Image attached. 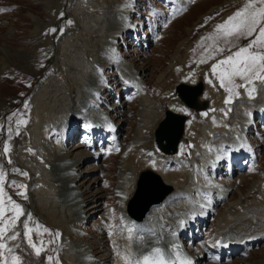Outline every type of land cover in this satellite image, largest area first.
<instances>
[{"label": "rangeland", "instance_id": "1", "mask_svg": "<svg viewBox=\"0 0 264 264\" xmlns=\"http://www.w3.org/2000/svg\"><path fill=\"white\" fill-rule=\"evenodd\" d=\"M106 1L110 2L111 0H84V1L83 0H0V3L4 5L2 8H0L3 9V11H0V69L1 68L8 69L9 67H13L16 70L27 72V74L30 75L29 78L32 80V87L28 94L29 101L26 104L27 106L25 105L26 108L30 103L32 104V109H30L29 111L31 115L27 125L22 129L19 128L21 124H19V126L13 125L14 122L16 123L20 117L18 118L17 116H13L12 114L15 112L17 113L20 112V110L18 109H20L21 106V103L17 104L15 102L17 100V98L13 95L15 89H13L14 87H11L10 85L11 83H7V79L5 77L2 78V82L0 84V118H5L8 123L6 128H4V126H2L1 128V130L5 131V133L2 131L0 134V171H3L5 173V176L7 177V182L5 183L3 188L6 187V191L10 192L11 190H13V187L15 186L16 182L20 181L18 178L14 177L13 174H19L21 175L20 177L23 178L25 177V175H23L24 171L29 172L28 182H27V195H28L27 199L26 201L23 200L15 201L17 204L21 206L24 214L19 217V219L16 221L14 226H10L8 228L7 235H11L15 232L18 234L20 232L23 235L25 231L23 225L25 222H27L29 228L32 229L31 237L33 239V242L35 241V243H38L39 246L43 244V248H44V252H42L41 256L37 257L32 251L33 249H31L28 246L27 240L24 239L23 237L21 238L20 236H18V238L15 241L5 240L6 242L4 243H6L8 247H12L15 254L22 256L24 260V264H29L26 260V253L24 252L26 249H28V252L31 253L33 257L42 260L44 264H49V262L47 261V256H53L52 264H56L57 261L59 263L60 258L62 257L66 258L65 259L66 262L68 260V254L69 257L72 256L71 254L72 252L68 253L65 251L66 249L62 248L65 241L63 232L61 233L63 238L61 237L60 241L58 240V237L54 236L55 232H59L57 228L60 227L49 226L47 224L48 220H44L43 218H41L39 215V211H42L41 213L43 212L46 213L48 211L52 212L54 210L55 213L60 214V217L62 219H65L66 216L64 214L67 212V208L70 209V210L68 209L67 212V213L70 212V215H72L71 212L76 214L78 210L75 209V205L72 204L70 200L67 201L65 199H61V197L56 200L57 196H55V199L52 197L53 192L58 188L57 185H54L55 184L54 181L57 180V175H55L54 177V175L50 174V179H46V175L42 173L44 172L48 174L49 172L52 171L44 161L39 160V158L44 159L50 153L45 154L43 152V155L42 153H39L41 149H38V147L40 146L38 147L35 146V142L38 144L39 143L45 144V147L43 145L44 150L46 148V145L52 146L51 143L52 140L51 138H49L51 136H49L47 133L48 129L46 128L43 130V132L41 131V133L43 134V138L40 139L39 141H35V140L41 134L40 131L34 130L35 126H33L31 131L29 129L32 127L33 119H35L36 115L41 113V111L47 106L49 107V113H51L49 115H52L55 120L59 121V122L57 121L56 124H58V126H62V128L64 127L66 128L68 125V118L66 116V113L68 112L66 111H68L72 106V103H70V101L73 99L80 100L81 96L87 95V92H89L88 88L92 87V90L96 88L97 80H94V78L97 72L96 69L92 66L93 61H95L94 57L97 58V56H95V53L96 52L99 53L98 49L101 46L103 47V50H105L104 51L105 53L109 50V48L106 46L109 45L108 43L111 41L112 31L114 29V25L116 24L115 18L109 12H107L108 10L104 11V9H99L101 6L104 7V6H109L111 4V3L110 4L106 3ZM223 3L224 0L200 1V4L193 7V9L191 10V12L193 11L192 13H190L188 16L186 15V17L179 20L180 22L176 23L174 27L168 29L167 32H169V34L167 33L166 35L165 33L163 34V37H165L163 42L159 41L157 44H155L152 47L151 51L146 56L140 57L136 55L135 58L138 61L136 62L135 65L137 68H140L143 71L142 74L145 77L144 79L149 81L153 91L155 92V95L158 96L157 98L158 102L161 101L162 103L163 99L175 100L176 96L174 93V86L180 81H184L187 83L188 82L195 83L198 80V74L200 69V67L198 66H202V65L209 66L208 60L204 62H201L204 59L200 60L202 54L201 49L198 50L195 58L194 56H191V61L188 60V64H189L188 66L189 67L193 66L191 69L192 71H190L189 68L187 71L184 66H181L182 62L180 60L174 61L173 54L177 51L178 44L181 41L187 40L192 35V34L189 35L190 31L188 30V28H186L185 25L189 24L190 26H192L193 25L192 21L199 18V16L204 12H206L208 9H210L211 6L213 5L220 6ZM75 12L79 14L76 13L75 15ZM100 13H102V15H98ZM100 17L106 18V22L104 23V25L101 23V21H99ZM71 20H73L72 24L69 23V21ZM209 27L210 25L208 26V28ZM53 28H55L56 31L55 32L51 31L52 36L48 37L47 31ZM63 28H65V31L62 35H60L59 33L62 32ZM187 50L188 48H186L185 46L181 50V53L186 54ZM90 54L91 57L93 58V60L91 61L87 60V58L85 57V56L87 57L90 56ZM176 54L179 53L176 52ZM78 57H80L81 61H77ZM41 61H44L43 64H41ZM172 62L176 63L175 64L176 71L175 73H173V70L171 69L168 73L169 81L167 84L169 87L162 86L164 85L162 84L163 81L160 82L157 80L158 75L165 68H167V66L170 65ZM58 66H62V70L60 68L61 72L59 74L56 75L52 74L51 76L47 77L48 75L47 73L51 71V68L52 70H55ZM194 66L195 69H193ZM82 68L88 71V73L87 71H82V73L88 74L84 76L85 79L79 73V71L81 72ZM167 71L168 69L166 70V72ZM186 72H188V74L191 75L187 78H184L183 74ZM89 75L90 76L92 75L93 78L91 79ZM159 79H162V77H159ZM81 80L83 81L81 82ZM76 83L77 84L79 83L81 85L83 84L82 85L83 87H81L79 84L77 85ZM227 83L228 81L227 79H225V84L227 85ZM73 89L75 90V94L71 96V98H69L70 96L68 97V95L71 94L70 91ZM76 91H78L79 94ZM205 97H208L207 94L205 95ZM147 103H149L147 102V100L146 101L142 100V96H139L138 99H136L135 97V100L129 103L122 102L123 107L121 108V110H119V112L122 113L123 116H121L122 119H120L119 122H122L120 126L121 128L120 133L124 143L123 148H125L127 144L130 143L136 137H138V139L141 140L142 143L145 142L147 143L149 141L150 142L152 141L154 143V138L153 140L152 138L146 139L148 138V134L150 132L145 131V129L148 130V128H146L144 125L145 121L143 120L145 119V117L143 116L144 114L142 113V111H144V109L142 108H143V104H147ZM168 103L169 102H167L166 105H168ZM38 104L39 106H37ZM113 104L118 105L119 103L116 101ZM154 104L156 105V107H158V109L156 110L153 107V109L156 110V113L152 112L148 116V119H150L149 121H151V124L159 122L163 115L162 109L159 110L160 107L159 103H154ZM162 105L165 104L162 103ZM153 109H151V111ZM173 110L177 112H183L180 108L177 107H173ZM70 113H71L69 115L70 118L71 117L74 118L79 114L73 111H71ZM189 114L191 117H193L191 113ZM220 120L225 121L224 119H220ZM3 123L4 121L0 119V125H3ZM141 124L143 125L141 126ZM206 124L207 123L202 122V120H199L196 121V125L199 126L195 127V123L192 122L189 131H191L192 129L195 130L196 131L194 132L195 136L198 133L207 134V132L204 133L205 131L204 126H206ZM146 125H148V121ZM36 126L39 127V125ZM220 127L221 125H218L217 128ZM195 128L198 129L196 130ZM9 129H11V131H9ZM18 129H20L21 131H19ZM32 131H34L35 133V138L33 137ZM139 132H142L143 134ZM153 137H154V133H153ZM186 139L187 138H184L183 140L184 143ZM136 144H137L135 145L136 155L133 156L131 159L129 157L128 162L129 163L131 162L132 165H134L135 163L136 168L137 167L139 168L141 164L143 167L139 168L140 170H143L145 168L146 169L153 168L152 164L154 162L145 160V156L142 155L143 154L142 151L145 150L147 152L153 150L157 155L155 145H154V149H151L149 147L150 144L146 146H140L138 142H136ZM5 145H8L9 148L7 152H4ZM26 145H28V147L31 146V148L29 147V149L31 150L29 153L27 151L22 150L23 148L25 149ZM73 148H78V147L74 146ZM32 149L34 150L38 149V150L37 152L35 151L33 154ZM48 150L49 148L47 149V151ZM138 151H141L142 153L139 155V158H138L139 153L137 154ZM26 153H28L29 156L26 155ZM36 153H39L37 154L39 161L38 160L37 161L41 164H44V166L48 167L49 169L46 170L42 165L37 164L35 158L30 156V155L35 156ZM151 154L154 153L151 152ZM27 156L31 159H29ZM52 156L53 155H51L50 158H52ZM66 156L70 157V159L73 160L72 159L73 157L79 158L80 156H84V155H83V150L78 148L76 153L74 154L72 153L71 155L69 154ZM78 160L79 159H77V161ZM121 160H122V156L119 158V154L118 155L114 154L112 156H109L107 160L103 159L104 161L103 165H99V166L100 167L104 166V168L101 169V172L102 174L106 173L105 176H102L100 172L94 171L96 170V168H98V165L92 164L84 167L82 173L91 172V174L87 178L88 180L86 179L85 182L80 181L79 183V184L81 183L85 184L89 181L86 184L87 185L86 187H91L90 188L91 197L95 193L96 195H94L92 199L89 200L90 202L88 204L94 205L95 203L96 205L97 202L95 201V199L98 197L97 199L99 203H101V208L104 209L100 213H98L101 215H99V217L97 218V222L98 221L104 222L106 218H108L110 219L111 222L110 226L118 225L119 218H121L122 220V216L120 217V212H119L121 211V209L119 210L121 206L120 203L118 204L117 197L115 195V190L119 177L118 175L121 168V166L119 165ZM142 160H145L146 163ZM79 163L81 162L79 161ZM57 164H56L57 170L61 171V168H63L64 170L66 169L65 165L62 164L61 162H58ZM93 165L94 167L95 166L97 167L93 168ZM60 166L63 167L60 168ZM35 167L39 169H36ZM34 168L36 169L38 174L34 173L33 171ZM130 168L131 170L138 171L136 168L135 169H133L132 167ZM172 170L174 171L178 169L174 168ZM105 171H107L108 173ZM262 171H264V168ZM106 175L108 176L107 178ZM102 177L103 180L105 181L101 179ZM255 180L256 182L261 181L263 183L264 172L251 173L248 174V176L245 179H243L244 182L247 181L245 184L247 188H249V186L253 182H255ZM99 191L100 192L104 191V192L99 194ZM55 192L57 195L58 189ZM245 192L246 191H244V193ZM242 195L243 194L239 190L234 193L236 199L241 198ZM261 197L264 201L262 195ZM34 199L37 201L38 204L33 206ZM54 200L58 202L56 201L53 202ZM71 205H72V209L74 206L73 211L71 210L70 207ZM125 205L124 208L126 209ZM10 207L11 205H9V208ZM99 209L96 208V210ZM43 210H45L46 212ZM111 211H113V214L111 213ZM29 214L31 215V219H28L26 221V217L27 216L29 217ZM12 215H13L12 212L9 210V212L5 215V219L10 218ZM115 218L117 220H115ZM104 223L106 224V222ZM37 225H40L42 227L38 229ZM106 226L108 227L107 224ZM73 227H77V226L74 225ZM43 228H47L49 231L44 233ZM215 229H216L215 225L214 227L212 225V230L210 231V233L213 234ZM78 234L81 233H77V236H79ZM88 234L91 235L93 233L91 230L90 231L88 230ZM84 235H87V232ZM100 237L103 236L101 235ZM66 240H67L66 242L71 246L79 245L81 249L78 252L80 253L89 252V247H84L83 244L79 242L78 238L77 239L70 238ZM95 241L96 242L99 241V238L95 239ZM85 242L89 243L90 245L93 244L94 240H92V236H91L85 238ZM106 245L109 246L108 243H106L104 249L106 248ZM107 250L108 249L104 250V254L102 253L103 256L109 258L110 257L109 255H113L111 257H113V259L117 261L118 260L116 259L117 253H114L116 252V250L115 249H110V251ZM2 251H4L5 255L7 256V251L6 250H2ZM63 251H65L66 253ZM108 253L110 254L108 255ZM66 254L67 257H65ZM94 260L98 261V258H94ZM116 261H114V264H116ZM207 263H209V261H207ZM259 263H264V245L258 250L246 254L244 257L233 259L224 264H259ZM100 264H107L105 258L102 259Z\"/></svg>", "mask_w": 264, "mask_h": 264}, {"label": "bare ground", "instance_id": "2", "mask_svg": "<svg viewBox=\"0 0 264 264\" xmlns=\"http://www.w3.org/2000/svg\"><path fill=\"white\" fill-rule=\"evenodd\" d=\"M84 1V0H83ZM100 11V10H99ZM81 12V11H80ZM89 12V11H88ZM76 13L77 12H75V15H76ZM77 14H79V13H77ZM81 14V13H80ZM96 14V13H95ZM80 18H82V17H80ZM110 27V26H109ZM108 30V29H107ZM178 53H179V50L177 51ZM180 54V53H179ZM179 54H175V56L176 57H174V58H179ZM4 66V65H3ZM2 70V68L0 69V71ZM167 70V69H166ZM169 70V69H168ZM82 72V71H81ZM1 74V73H0ZM86 75H88L87 73H86ZM167 72L165 71L164 73H162V74H160V76L159 77H162V79H159V80H163V81H167ZM90 76V75H89ZM89 76H88V78H89ZM90 78H92V75L90 76ZM83 80H81V82H82ZM68 82V81H67ZM70 83V82H69ZM69 83H67V84H69ZM84 83V82H83ZM66 84V85H67ZM162 84H163V82H162ZM167 84V83H166ZM78 85V84H77ZM83 85V84H82ZM162 86H164V85H162ZM168 86V85H167ZM81 87H83V86H81ZM169 87V86H168ZM208 87H210V86H208ZM79 88H80V86H79ZM86 88V87H85ZM41 89V88H40ZM80 90V89H79ZM85 90V89H84ZM212 90V91H211ZM87 91V90H86ZM209 91L211 92V95H212V98L215 100V106H217L219 103H217L218 102V96H217V94H215V92L213 91V89H210L209 88ZM71 92V95H74V90H71L70 91ZM73 92V93H72ZM76 92H78V91H76ZM51 94V93H50ZM78 94H79V92H78ZM60 96V95H59ZM58 97V96H57ZM75 97V96H74ZM146 98V97H145ZM156 99H157V97H156ZM160 100V99H159ZM202 100H204V99H202ZM157 101V100H156ZM165 101H166V99H163V101H162V103H164L165 104ZM219 101H220V99H219ZM147 102H148V100H147ZM37 103H40V102H37ZM46 103V102H45ZM70 103H73L72 104V106L70 107V111H73V112H76V113H79L78 115H80L82 112H83V108H81V105H80V103H78V102H74V101H70ZM83 103L84 102H82V107H83ZM178 103L179 104H181L179 101H178ZM63 104V103H62ZM74 104H75V109H74ZM148 104V103H147ZM220 105V104H219ZM37 106H39V104L37 105ZM181 106H183V108L185 109V110H187L189 113H191L192 115H193V117L195 118L196 117V119H201L202 118V115L201 114H199V113H197L196 111H194V110H192V109H190V108H188V107H186L185 105H181ZM69 108V107H68ZM38 109V108H37ZM151 109H153V106H151ZM154 109H158V107H154ZM68 110V109H67ZM148 110V109H147ZM65 112V111H64ZM66 112H68V111H66ZM36 113V112H35ZM76 113H75V115H76ZM145 113H147L146 111H145ZM150 113H152V112H150ZM150 113H148L147 115H146V121H148V125H146L145 127L146 128H148V130H149V134H148V137H149V139L150 138H152V140H153V130L155 129V127L157 126V123H159V122H157V123H153V124H151V121H149L150 119H148V116L150 115ZM154 113H156V112H154ZM158 113H159V111H158ZM162 113H163V111H162ZM49 114H51V113H49V107L47 106V107H45L42 111H41V113H39V114H37L36 115V117H35V121L38 123V125H39V127L41 126V127H43V128H49V126H54L55 125V122L57 121V120H55L54 119V117L52 116V115H49ZM64 114V113H63ZM71 113H68V115H70ZM77 115V116H78ZM163 116V115H162ZM76 117V116H75ZM74 117V118H75ZM72 118V117H71ZM162 118V117H161ZM192 118V117H191ZM94 118H92V117H89L88 119H87V125H90L92 122H94V123H97V121L96 120H93ZM49 120H51V121H49ZM145 120V119H144ZM52 122V123H51ZM36 124V123H35ZM58 125V124H57ZM196 126H199V125H196L195 124V127ZM200 128H201V126H200ZM145 129V128H144ZM196 129V128H195ZM198 129V128H197ZM140 130V129H139ZM193 130V129H192ZM200 130V129H199ZM198 130V131H199ZM197 131V132H198ZM51 133H52V130H51ZM142 133V132H141ZM32 134H33V137L35 138V133H34V131H32ZM32 137V138H33ZM184 138H187L186 140H185V144H186V146L188 147L189 145H190V141H188V135H186ZM184 140V139H183ZM33 141V140H32ZM136 142H137V138H135L134 140H133V142H131L127 147H128V149L130 150L131 148H134L135 147V145H137L136 144ZM150 142V141H149ZM149 142H147V143H145V145H141V146H146V145H149V147L151 148V149H154V143L151 141L150 143ZM184 143V142H183ZM205 141L204 140H202V139H198V144L199 145H201V146H204L205 145ZM138 144H140V143H138ZM74 146H72V147H70V149H69V151L67 152V154L66 155H71L72 153L74 154V153H76L77 152V149L79 148L78 146H76V147H78V148H73ZM31 148V147H30ZM40 147H38V149H39ZM47 149H48V147H46L45 148V150L44 151H42V150H40L39 151V153H42V155H43V152L46 154V153H50V154H48L47 156L49 157V159H46V158H42V159H40L39 158V160L40 161H44L45 163H46V165L48 166V167H50V169L52 170L51 172H49L48 173V176H49V178L48 179H50V174H52V175H54V177H55V175H57V180L56 181H54L55 182V184L54 185H57L58 186V194L56 195V190L53 192V195H52V197L55 199V196H57L56 197V200L57 199H59L60 197H61V199H65V200H70V199H72L74 196H73V192L75 191V188L72 186V184H73V182H67V178L68 177H70V175H68L67 173H68V171H72V172H76V170H79L80 168H82V166H85V165H83L84 164V162H81V163H79V161H81V159H79L78 161H77V159L75 158V159H73V160H71L70 159V157H67L66 155H63L62 153L61 154H59V155H56V156H54L53 158H50V156L52 155L51 154V152H52V149L51 148H49V150L47 151ZM127 149V148H126ZM134 149H136V147L134 148ZM156 149V148H155ZM34 150V149H33ZM32 150V151H33ZM67 150V149H66ZM82 150V149H81ZM24 151H27L28 153L30 152L29 151V147H25V149H24ZM35 151H37V150H35ZM142 151V150H141ZM141 151H138L137 152V154L138 153H141ZM143 151H145V150H143ZM153 151V150H152ZM157 151V150H156ZM147 152H150V151H147ZM27 153V154H28ZM127 153H129V152H127ZM160 152L159 151H157V155H156V158H158V159H156L155 158V161H156V164H157V166H158V168H159V171H157L159 174H161L162 175V177H163V179H164V181L167 183V184H169V185H172V186H174L177 190L175 191V193L174 194H171L167 199H166V201L164 202V203H162L161 205H159L158 207H154L152 210H151V212L149 213V215L146 217V219L145 220H143V223H146L147 224V227L148 228H152L155 232H154V235H140L139 234V231L137 230V227H136V225L134 224V220L131 218V217H129L128 216V214H127V210L124 208V205H125V203L127 202L128 203V201H129V199H130V197L132 196V194H133V192H134V190H135V187H136V181H137V177H138V173H139V171H141L139 168H141V167H143L141 164H140V166H139V168L137 167L136 168V166H135V163H134V165H132V163L130 162H128V158H126V161L125 162H123L122 164H121V169H120V175H119V179H118V185H117V188H116V190H117V194H118V203H120V206H121V216H122V220H121V222H122V224H123V226H122V230H120V231H116L115 232V235H111L110 236V239L111 240H113V246H115L116 247V252H114V250H113V252L114 253H117V255L116 254H114V255H116L118 258H120V256L119 255H121V247H120V245H123L124 246V249H126L127 250V253H126V260L125 261H121V260H119V262L117 263V264H129V259L131 258V257H133V258H139V256L140 255H142V253H144L147 249L144 247V248H140V246H137V247H134L133 245H132V242L131 241H124V239L125 238H127V237H129V236H131L130 234L132 233L134 236H136V237H138L137 236V234H139L140 236H141V239L143 240V239H145V238H147V240H153V241H158V240H163V239H165V236H168V232H169V229L167 228V227H169L170 226V223L169 224H166V222L169 220L168 219V215L166 216V214L167 213H171L172 212V210L169 208V207H167L166 205H168V203L172 200V198L174 197V196H177V200H179V199H181L182 198V196H184V197H189L193 192H191V190H188V188H187V184H188V181H187V183H186V185L183 187V186H181V184H176V182H178L181 178H184V179H188V177L187 176H185L184 174H178V173H170V174H168V173H166V166L170 163V162H172L173 161V163L176 161V159H175V155H164V154H159ZM34 154V153H33ZM38 153H36V155H37ZM156 154V153H155ZM136 155V152H135V154H134V156ZM30 156H32V155H30ZM37 157V156H36ZM41 157V156H40ZM44 157V156H43ZM133 157V156H132ZM132 157H130V159L132 158ZM152 158V157H151ZM36 159V161L38 160V157L37 158H35ZM46 159V160H45ZM64 159H65V161H64ZM129 159V160H130ZM137 159V158H136ZM135 159V160H136ZM38 160V161H39ZM48 160V161H47ZM47 161V162H46ZM143 161V160H142ZM202 160H200V161H198L197 160V162L195 161V169H197V167L198 166H200V167H206L207 165H202V162H201ZM58 162H61L62 164H64L65 165V170L63 169V168H61V171L60 170H57L56 169V164L58 163ZM205 162V161H204ZM43 163V162H42ZM129 163V164H128ZM146 163V162H145ZM144 163V164H145ZM143 164V163H142ZM44 165V164H43ZM58 165V164H57ZM193 164H191V166H192ZM94 166V165H93ZM157 166H156V168H157ZM48 167H45V168H47V169H49ZM130 167H132L133 169H137L138 171H134V170H131V168ZM200 167H198L199 169H200ZM36 168V167H35ZM78 168V169H77ZM94 168H96V166L94 167ZM36 169H39V168H36ZM92 169V168H91ZM162 169H163V171H162ZM32 170V169H31ZM94 170V169H93ZM87 171V170H86ZM48 172V171H47ZM43 174H45V175H47L46 173H44V172H42ZM51 175V176H52ZM103 176H105V174H103ZM101 177V176H100ZM131 177H132V179H131ZM106 178H107V176H106ZM129 178V179H128ZM38 179V178H37ZM54 179V178H53ZM52 179V180H53ZM56 179V178H55ZM87 179V176H83L80 180H76L75 182V184L76 185H78L77 186V188L76 189H79V190H81V189H83V186H84V184H79L80 183V181L82 182H85V180ZM102 180H103V177L101 178ZM176 181V182H175ZM89 182V181H88ZM87 182V183H88ZM87 183H85V184H87ZM147 184V183H146ZM53 185V186H54ZM148 185V184H147ZM94 186H97V185H94ZM38 187V186H37ZM93 187V186H92ZM199 190L200 191H203L204 189L203 188H199ZM104 191H102V192H100L99 191V194L100 193H103ZM156 193V192H155ZM195 193V192H194ZM193 193V194H194ZM91 196V190L90 189H88V190H86V191H83L82 190V192H81V195L77 198V199H79V198H82V200H80V201H78V202H74L75 200H70L71 202H72V204H74L75 205V209L76 210H78L77 212H76V214H74L73 212H71L72 213V215H70V212L69 213H67L68 212V209L69 208H67V212L64 214L65 216H66V218L65 219H62L61 217H60V214L58 213H55V211L53 210L52 212H46L45 210H43V211H45L46 213H41L42 211H39V215H40V217L41 218H43L44 220H48V225L49 226H55V227H60L62 230H64V232H65V234H68V235H66L67 237H70V236H72V232H73V230H72V228H74L73 226L74 225H77L78 223H80V222H84L86 219H87V216H88V214H86L87 212H88V210L89 209H92V212H91V214L92 213H95L94 214V216H99L100 214H98V213H100L102 210H103V208H101V204L100 205H97V203H96V205H95V203H94V205L96 206H94V205H89L88 203L90 202L89 200H90V198H89V196ZM98 198V197H97ZM157 199V196H155L154 195V192L152 191H147L146 189H144V191H143V193H142V195L137 199V201L134 203V205H133V210L135 211V212H138L139 211V209H141L143 206H145L148 202H154V200H156ZM56 200H54L53 202H55ZM56 202H58V201H56ZM65 202V201H64ZM127 203H126V205H125V207L127 206ZM36 204H38L37 203V201L34 199V202H33V206L34 205H36ZM58 204V203H57ZM56 204V205H57ZM69 204V203H68ZM103 204V203H102ZM163 205H165V206H163ZM87 206V207H86ZM41 207V206H40ZM64 207V206H63ZM62 207V208H63ZM71 207V210L73 211L74 210V206H73V209H72V205L70 206ZM84 209H83V208ZM164 207V210L162 211V208ZM42 208V207H41ZM59 208V207H58ZM61 208V209H62ZM65 208V207H64ZM94 208V209H93ZM96 208L97 209H99V210H96ZM46 209V208H45ZM48 209V208H47ZM233 209V208H232ZM231 209V210H232ZM63 210H65V209H63ZM70 210V209H69ZM230 210V211H231ZM56 211H58V210H56ZM62 211V210H61ZM94 211V212H93ZM61 213V212H60ZM238 213H240V212H238ZM74 214V215H73ZM226 214V216L227 217H225L224 218V220L225 221H223V222H231V220L235 217V216H237L238 215V217H242V216H244V214H234V216L233 215H228V212L227 213H225ZM219 215V214H218ZM72 216H73V218H72ZM94 216H90V219L92 218V220H96V218L94 217ZM220 216H223L222 214H220ZM89 217V216H88ZM94 217V218H93ZM75 218V219H74ZM249 218L248 217H246V216H244V220H246V222H248L249 220H248ZM104 220V219H103ZM106 223H109V219H107L106 218ZM111 224V223H110ZM113 224V223H112ZM124 224H125V226H124ZM106 226V225H105ZM112 227H114L113 225H111ZM120 227V226H119ZM246 228V227H245ZM130 229H131V231H130ZM90 231V230H89ZM263 231V230H262ZM92 233H93V237L94 238H99L101 235L105 238V241H107V242H111V240L109 239V235H108V232L104 229V227L102 226V228H101V230H100V232L99 231H95V230H92ZM137 233V234H136ZM226 234V231H225V227H221L219 230H217L216 231V233H215V236H214V240L213 241H215L216 239H218L221 235H225ZM242 233H240V234H238V235H241ZM261 235L262 234V232H257V233H254L253 235ZM234 236V235H233ZM236 238H238L237 237V235L235 236ZM249 237H251V236H249V235H246L245 237H243V238H241V239H245V238H247V239H249ZM66 239V238H65ZM81 239H83V237L81 236ZM240 240V239H239ZM238 240V241H239ZM90 241H91V239H90ZM87 244H86V242L85 243H83V246L85 247ZM80 246H76V247H74V248H71L73 251H75V250H77V248H79ZM106 247H107V245H106ZM63 248V247H62ZM61 248V249H62ZM60 249V250H61ZM66 251V250H65ZM65 251H63V252H65ZM108 251V250H107ZM106 251V252H107ZM110 251V250H109ZM25 253H26V260H27V262L29 263V264H44V262L42 261V260H40V259H36L35 257H33L32 256V254L31 253H29L28 252V249H26L25 251H24ZM70 252V251H69ZM66 253V252H65ZM93 253H95V255H97V256H100L102 253H103V251H100L99 249H93ZM76 254H78V251H76ZM110 253H108V255H109ZM62 256V255H61ZM110 256V258H111V256H113V255H109ZM65 257H67V254H66V256ZM106 257V256H105ZM63 258V257H62ZM64 259H66V258H64ZM116 261V260H115ZM108 262L109 263H111L112 262V260H110V259H108ZM65 264H97L96 262H93V261H91V259H90V257H89V255L87 254H83L81 257L80 256H75L74 258H71V257H69V254H68V260L65 262ZM108 264V263H107ZM259 264H264V263H259Z\"/></svg>", "mask_w": 264, "mask_h": 264}, {"label": "snow or ice", "instance_id": "3", "mask_svg": "<svg viewBox=\"0 0 264 264\" xmlns=\"http://www.w3.org/2000/svg\"><path fill=\"white\" fill-rule=\"evenodd\" d=\"M261 2L264 3V0H261ZM252 8L253 5L246 4L244 8L237 11L234 16L229 17L228 21H226L224 24L217 25V29H225V37L231 36L233 34L244 35L246 37L252 36L253 33L257 31V26L261 25V21L264 20V7L249 11V9ZM0 11H3V9H0ZM233 21H235V23H233ZM69 23H71V21H69ZM50 31L55 32L56 29L53 28L50 29ZM258 33V36H256V38L253 39L246 47L239 48V50L234 54L228 55L225 59L220 60L216 64L212 65L213 73H220V84L222 87H225L226 91L229 92L230 97L233 94L238 95V93H234L235 88L245 87V85L250 84L253 79L264 81V75H261V73H264V26H260L258 28ZM216 50L223 51V49ZM221 65H227L228 67L221 68ZM237 76L245 81L244 85H237L233 83L232 77ZM226 78L228 81L227 85L225 84ZM254 91V88H249L248 95L252 96ZM225 102L227 103L229 101L226 100ZM17 123H26V121L20 120L17 121ZM87 127L90 128L92 127V125H87ZM109 127H111V125H109ZM9 131H11V129H9ZM8 150V145H5L4 152H7ZM29 151L31 150L29 149ZM23 175H27V173H23ZM4 176L5 173L3 171H0V217H3L5 212V209L3 207V197L6 195L3 189ZM19 187L23 189L25 186L21 184L19 185ZM19 194L27 199L23 191H21ZM8 202L11 205V208L9 210L13 215L10 218L2 221V225H0V240L15 241L18 238L19 234L13 233L11 235H6V232L10 226L15 225L16 221L24 213L21 209V206L13 201L11 197H8ZM28 219H31L30 214ZM23 226L25 229L23 235L27 239L28 246L33 249L35 256L40 257L42 252H44L43 244L38 246L35 242H33V239L31 237L32 229L29 228L27 222H25ZM40 227L42 226L37 225L38 229ZM43 231L48 232L49 230L47 228H43ZM59 235V232L54 233L55 237H59ZM0 250L7 251V256L5 255L4 251H0V264H24L22 256L16 255L13 248L8 247L6 243L0 242ZM47 261L49 262V264H52L53 256H47ZM143 261L145 262V264H166L163 258L162 250L159 248L152 249V253L144 256ZM56 264H58V261L56 262ZM183 264H192V261L186 259Z\"/></svg>", "mask_w": 264, "mask_h": 264}, {"label": "water", "instance_id": "4", "mask_svg": "<svg viewBox=\"0 0 264 264\" xmlns=\"http://www.w3.org/2000/svg\"><path fill=\"white\" fill-rule=\"evenodd\" d=\"M194 90L195 88H190L186 85H180L178 87V92L181 94L183 99L188 103L190 102L189 105L195 108H199V103L197 101L196 95H194L195 97L192 96ZM185 119V117L175 116L174 114L168 112V117L164 120V122L161 123L156 133L157 143L162 151L166 153H170L171 150L176 151L177 145L183 136ZM164 141H166V144H164ZM162 184L163 183L161 179H159V177L154 172H144L140 180L138 191L129 205V212L134 218L142 220L145 217L146 213L150 210L152 205L160 203L164 200L171 189H166V187ZM144 189L151 192L153 191L154 195L157 196V199L154 200V202H148L145 206L139 209L138 212H135L133 210V205L142 195Z\"/></svg>", "mask_w": 264, "mask_h": 264}]
</instances>
